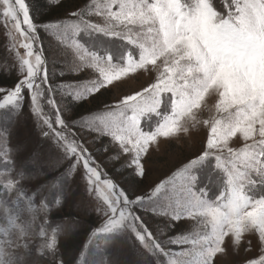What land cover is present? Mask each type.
<instances>
[{"label": "snow or ice", "instance_id": "obj_1", "mask_svg": "<svg viewBox=\"0 0 264 264\" xmlns=\"http://www.w3.org/2000/svg\"><path fill=\"white\" fill-rule=\"evenodd\" d=\"M220 3L222 10L215 0H89L63 19H41L27 0H0V21L18 61V75L24 77L10 89L0 88L4 93L0 116L9 107H22L26 87L32 112L46 125L41 135L62 149L51 169L72 160L66 171L36 185L30 195L17 187L19 181L6 178L15 199L9 201L11 207L0 205L5 221L0 227V264H25L34 244L40 256L50 257V264H83L85 250L100 238L106 250L127 244L131 264H223L230 254L240 257L237 264H264V0ZM56 6H62V0H46L49 12L58 10ZM93 15L96 21L90 19ZM145 27L150 38L142 35ZM42 31L53 35L58 55L70 51L60 76L87 72L90 78L50 84ZM81 33L85 42L77 39ZM138 70L155 75L140 90L106 103L104 111L73 121L94 131L97 139L110 138V144L102 146L105 152L115 146L110 161L124 156L122 183H114L82 141L69 139L71 127L59 114L55 123L61 128L53 127L43 115L41 101L57 108L53 98L57 91L75 102L88 100ZM209 96L215 98L209 109L215 114L204 119L201 110ZM15 120L12 115L11 123L0 124L10 164L14 150L8 146ZM197 128L207 129L200 150L166 178L146 184L158 138L179 139ZM237 136L242 146L230 143ZM41 159L35 147L23 163L35 168L36 176L47 175L38 166ZM77 165L83 169L87 200H76L63 190ZM209 185L222 190L209 198ZM54 191L61 194L53 197ZM35 205L42 206L39 225L25 212V207ZM66 207L102 218L83 247L67 257L60 251L61 236H73L84 220L71 214L57 219L54 213ZM153 215L164 217L168 229L187 217L194 222L193 229L162 239L165 229L153 228L149 222ZM49 219L54 224L50 232L44 227ZM254 242L258 253L249 257ZM172 245L179 250H172Z\"/></svg>", "mask_w": 264, "mask_h": 264}, {"label": "rangeland", "instance_id": "obj_2", "mask_svg": "<svg viewBox=\"0 0 264 264\" xmlns=\"http://www.w3.org/2000/svg\"><path fill=\"white\" fill-rule=\"evenodd\" d=\"M66 1L68 7L75 9V6L83 5L84 3L89 2V0H62ZM85 1V2H84ZM215 5L218 10H222L223 6L220 3V0H215ZM74 11V10H73ZM91 20L96 21L98 17L91 16ZM147 27V26H146ZM142 33L144 37L150 38L152 34L148 33L147 30ZM135 35V34H133ZM40 39L44 47L45 56L48 59V71L51 77L49 83L57 84L61 80H67L69 78L73 79H89L87 72L80 73L78 76L70 77L69 75L60 76L59 73L62 69L65 68V61L71 58L70 51L67 54H57V51L54 46V37L51 33L41 32ZM81 42H85L87 37L81 33L77 38ZM101 39H105L101 37ZM66 40L70 41L71 36L69 35ZM114 43H126L124 41L115 40ZM11 40L5 34V28L3 26V21H0V75L4 77L3 82L7 83L9 86H0V88L10 89L18 82V80L23 79L22 75H18L19 66L18 61H16L14 53L10 50ZM132 47H138L137 45H130ZM19 52L24 53V49L20 48ZM155 73L153 72H143V70H138L134 73H129L127 76L121 77L119 80H114L111 85H108L105 89L102 90L103 95L100 93L96 94V97L84 100L81 102L73 101L72 97L67 93H61L57 91L54 93V99L57 103V108H52L47 104V101L42 99L41 106L43 108V115L45 118L51 119L53 121V127L56 130H60L61 126L55 123L56 116L59 114L61 119H64L66 123L71 127L73 135H69V139L82 141L89 149V151L94 155L97 161L101 164L102 169L108 174V178L113 179L114 183H122L120 181V173L125 171V169L120 167V164L124 160L122 155L119 160L112 162L109 160L111 153L116 151L115 146H111L108 152L102 150V146L110 144V138L107 136L101 137L100 139L96 138V133L91 130L81 128L78 124L74 125L73 121H80L82 117H86L90 114H95L97 112L104 111V105L106 103L114 104L118 98H122L124 95L132 94L134 91L140 90V88L147 83L148 80L154 77ZM22 94L24 100L22 102V107L17 109L9 107L6 109L2 116H0V124H9L11 123L12 115L16 117L15 125L13 129V135L10 140V147L14 151L12 152V157H14L13 163H7L9 157L5 156L4 152V142L0 140V205L8 204L9 207L12 205L9 201L15 199V189L7 188V180L12 179L14 181H19L17 184L18 188H21L25 191L26 194L30 195L31 190L36 187V185L41 184L46 179H51L53 177L59 176L60 172L66 171L69 165L72 163V160L62 161V166L53 171L50 167L53 161L59 159L62 155V149H57L55 147V140L48 139L46 140L41 135L42 128L46 130V125H43V121L40 117H37L33 112L30 104V91L25 87L22 89ZM4 93H0V96ZM98 97V98H97ZM98 99V100H97ZM96 101V102H95ZM95 108L99 107L100 110L86 114L79 115L75 114L73 111H78L82 107L90 108L92 105ZM215 98L209 96L206 98V106L201 110V117L207 119L210 115H214V111L210 112L209 109L213 108ZM84 105V106H83ZM78 113V112H77ZM7 118V119H5ZM207 129L197 128L194 129L188 136L180 135L179 139L176 138H158V151H155L152 155V159L148 164L149 174L146 184H151L154 181L166 178L171 174L177 166L181 165L183 162H186L188 156L193 155L198 152L201 147V142L205 139ZM234 146H242V141L239 136L233 138L230 141ZM19 146V147H18ZM38 148L41 151L42 159L39 162V167L42 168L44 173L47 175L36 176L35 168L32 166H26L23 162L28 155V152L33 148ZM23 173V175H21ZM83 169L77 165L71 170L70 175L64 182L63 190L68 193L69 197H74L76 200H87V196L84 190L85 180L82 178ZM104 177H102L103 179ZM201 185H197V188H200ZM142 190V188H141ZM222 189L220 187H215L212 185L208 186V197L212 198L214 192H219ZM60 192H53V197L60 195ZM99 193H96V197H99ZM27 199L26 197L23 198ZM96 199L95 197L93 198ZM68 200L66 203H70ZM41 205H35L32 209L28 210L25 207V212L29 218L35 217L36 224L39 225L42 223L41 218L43 217V211L41 210ZM65 212H57V219L62 218L64 215H77L80 219L84 220V227L81 228L77 233L71 237L61 236L60 239V251L61 254L65 257L68 256V252H65L69 244H67L70 239L74 240L76 243V249L79 250L87 241L88 233L91 228H94L96 225L102 223V218L98 213H91L90 215H84L83 213H77L71 208H64ZM63 210V211H64ZM60 217V218H59ZM4 211L3 207H0V227L4 226ZM149 219L148 217H145ZM149 222L152 224L153 228H164L166 235L162 239H168L170 237L180 235L181 233L187 235L190 234L193 229V221L189 220L187 217L182 218L177 227L168 229L166 227L167 221L164 217L160 216H151ZM46 230L49 232L51 228L54 227V224L51 219L48 223L44 225ZM86 233L85 238L81 237V234ZM158 234V233H154ZM78 237V238H77ZM39 238L37 237V242ZM186 247V246H185ZM36 244L33 245V251L30 255L25 258V264H50V257L40 256L39 253L35 250ZM172 250H179L178 246L172 245ZM258 250L255 248V242L253 244V251L249 253V257L257 255ZM132 253L129 251V246L127 244L121 245L112 249H105L103 245L102 238L93 241L87 249L85 250L83 264H105V260L109 261V264H131ZM163 259V258H162ZM219 259V257H218ZM240 260V257L233 255H228L224 260L223 264H237V261Z\"/></svg>", "mask_w": 264, "mask_h": 264}, {"label": "trees", "instance_id": "obj_3", "mask_svg": "<svg viewBox=\"0 0 264 264\" xmlns=\"http://www.w3.org/2000/svg\"><path fill=\"white\" fill-rule=\"evenodd\" d=\"M27 2H29L35 9H38L37 16H38V18H41V19H43V18H48V19H63V18H65L67 16L68 11L76 10L79 7L82 6V5H79V6L77 5V6H75V9L74 8L71 9V8L68 7V4H67L66 1H62V6H56V9H58V10H54L52 12H49L48 9L45 7L46 0H27ZM3 79H4V77H2V75H0V86L1 87L2 86H9L7 83H4L3 82ZM95 102H93L92 105H90L91 106L90 108H92V110L89 109V108H87V107H82L78 111H73V112L75 114H79L81 116L86 115V114H90V113H93V112H96V111L100 110V108L99 107L95 108L93 106V104ZM63 212H65V210ZM82 235H86V233L81 234V237L82 238H85V236H82ZM74 240H76V239H70L69 241H67L68 242L67 244H69V245L66 248L65 252H68L69 253L70 251L76 249V243H75Z\"/></svg>", "mask_w": 264, "mask_h": 264}]
</instances>
